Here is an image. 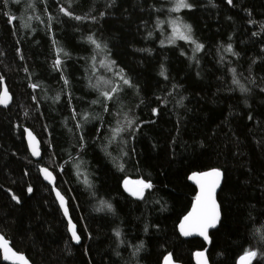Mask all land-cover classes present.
I'll use <instances>...</instances> for the list:
<instances>
[{"label": "trees", "instance_id": "trees-1", "mask_svg": "<svg viewBox=\"0 0 264 264\" xmlns=\"http://www.w3.org/2000/svg\"><path fill=\"white\" fill-rule=\"evenodd\" d=\"M194 2L195 10H184L179 16L192 25L194 37L205 45L196 53L185 41L169 44L170 25L156 24L157 19L178 16L169 13L170 0H116L110 8V0H73L71 10L76 14L99 17L106 12L95 23L64 17L59 7L67 0H48L47 12L57 18L50 31L40 0H36L35 12L26 8L28 0L9 3L7 8L0 0V75L13 98L9 107L0 105V232L33 264H163L168 252L180 264H195V252L205 248L210 264H237L244 249L256 244L253 232L264 226V93L259 90L264 87V32H260L264 0H233L234 6L226 0H212L215 7L209 0ZM4 12L18 19L9 24ZM35 15L45 22L28 19ZM253 32L260 34L253 36ZM92 33L108 44L111 58L140 89L139 95L126 89L121 98L125 110L130 108L141 122L136 139L125 148L129 155L120 160L123 170L101 150L106 141L92 142L99 121L85 126L88 145L82 152L73 135V107L77 112L101 113L99 105L90 103L97 93L88 86L89 79L95 83L99 77L112 75L100 65L103 53L96 56V69L91 67L93 46L86 37ZM53 34L58 46L71 56L65 59L61 54L64 75L70 81L67 88L61 73L53 68ZM228 43L240 53L239 58L221 48ZM162 67L167 80L159 74ZM230 68L243 74L242 83H247L244 77L251 68L257 84L248 85L249 94L232 85ZM32 83L39 87L33 90ZM173 85L181 87L167 97L165 106L157 97L172 92ZM67 92L72 95L71 105ZM57 93L61 98L54 103L52 97ZM180 96L187 97L184 107L176 103ZM153 107L160 109L159 116L152 115ZM249 114L252 121L247 119ZM103 120L102 137L115 123L108 114H103ZM25 129L32 130L41 142V164L28 152ZM108 151L112 157L119 156V145L113 143ZM78 152L84 161L80 176L73 163L65 164L69 153L75 157ZM205 166L226 171L218 195L223 202V227L211 234V245L199 239L184 240L178 231L197 191L187 176L193 170H207ZM40 167H48L57 177V188L67 198L71 219L82 236L78 246L70 238L52 188L41 179ZM85 175L91 188L84 183ZM128 179L151 180L155 188L146 190L144 200H137L124 190L123 182ZM29 185L34 189L30 195L26 192ZM12 193L21 196L23 205L11 199ZM100 200L110 202L114 211H97ZM117 229L125 241L119 247L114 235ZM141 241L146 247L134 258L132 245ZM0 264H4L1 255Z\"/></svg>", "mask_w": 264, "mask_h": 264}, {"label": "snow or ice", "instance_id": "snow-or-ice-1", "mask_svg": "<svg viewBox=\"0 0 264 264\" xmlns=\"http://www.w3.org/2000/svg\"><path fill=\"white\" fill-rule=\"evenodd\" d=\"M5 8L8 7L9 3L20 4L21 0H2ZM59 2V0H57ZM171 7L168 9L169 13H180L182 10L193 11L196 8V4L194 0H170ZM228 5H233V0H226ZM40 3L43 5V12L47 15V27L48 30H51L52 21L57 19L53 17L50 13L47 12L48 0H40ZM116 3V0H110V3L107 7H113ZM209 3L212 7L216 5L209 0ZM73 0H67L65 5H61L59 7V12L63 14L64 17H67L71 20L77 22H86L91 20L93 23L98 21V18H103L106 15V12H100L99 17L92 16L89 14L80 15L76 14L72 11ZM27 9H31L33 12L36 11L37 3L36 0H28L26 4ZM156 11H161V9H155ZM7 17V22L9 24H13L18 18L15 15L10 14V12L3 13ZM251 15V13H249ZM35 19L40 21V23H44L45 21L41 18L40 15H35L34 17H29L28 19ZM22 19V18H20ZM250 24L256 23L253 20L248 21ZM167 23L170 25L172 31L171 35L167 37L169 44H175L177 40L185 41L186 43L193 45V53L200 52L204 49L205 45L203 43L198 42V40L194 37V29L191 24L184 21L183 17L176 16L175 18H170L166 21H162L157 19V26L163 25ZM23 27L30 28L31 25L29 23H23ZM78 30V29H77ZM35 31V29H33ZM260 32H264V23L260 25ZM260 33L253 32V36H257ZM151 36V33H149ZM231 40V37H229ZM86 42L93 46V55L90 57L92 60V69H96V56L100 53L104 54L105 59L100 61V65L105 68L112 75L111 77H99L96 79L95 83L91 79H89V87L97 93L96 99L92 100L90 103L92 105H99L101 109L100 114H93L87 111L77 112L73 107L71 109L72 120L75 122L74 127L76 129L73 132V135L77 137V145L76 147L82 152L88 145V141L85 140V126L92 123L93 121H99V127L95 129L96 136L95 140L92 142L95 143L96 140L106 141V143H102L101 150L105 153L106 156L112 159L113 164L119 170H123V164L120 163L124 157L129 155L128 151H125V148L128 146L130 141H134L136 139V134L139 132L141 127V122H139L138 117L132 112L129 108L125 110V105L122 103V96L125 93L126 89H133L137 95H139V85L134 83L132 78L128 75L123 67H120L115 59L111 58V49L108 47V44L101 39H98L95 33H92L86 37ZM52 43L54 45L55 56L56 58L53 61V68L61 73V80H63V85L67 88L70 84L67 76L64 75V60L61 59V54L65 59H70V53L67 52L62 46H58L59 42L55 39L53 34ZM163 44V41H161ZM221 48L227 53H230L232 56L239 58L240 53L233 49L231 43H228L226 47L221 45ZM20 52V59H24V56L20 49H17ZM146 51V50H143ZM181 55H184L181 52ZM192 59H195V55H193ZM223 57H221V61H223ZM198 62V61H197ZM253 64L256 63L255 60L252 61ZM25 72L28 71L27 68L24 69ZM229 71L232 74V85L239 89L242 94H249L252 89L248 85H256L257 80L254 76L251 75V68L249 69V76L244 77L247 83L241 82V77L243 74H238L235 68H230ZM165 80L168 79L166 74V70L163 69L159 73ZM264 79V78H262ZM4 77L0 75V85H3ZM30 88L36 90L39 85L36 83H32L29 85ZM180 85H173V91L168 92L165 97H157V100H160L165 106L169 102L167 97L172 96L173 92H175ZM260 92L264 93V87H261ZM63 92V89H62ZM61 98V93H57L55 97H52L53 102L59 101ZM68 103L71 105L72 95L71 92H67ZM187 97L180 96V99L176 101L179 107H184V100ZM34 101H36V97H32ZM12 100V96L9 93V90L6 85H3V90L0 92V105L7 107ZM39 103V101H36ZM140 103H144L141 99ZM110 105L112 107H110ZM112 108H115V111H112ZM153 116L160 115V109L158 107H153L151 109ZM103 114H108L113 116L115 123L107 129L108 135L102 137L101 129L104 127ZM25 117L28 116V112L24 113ZM249 121L253 120V116L249 114L247 116ZM155 121H148V123H154ZM111 124V122H109ZM72 132V129H69ZM28 137V147L31 149V153L33 156L39 157L40 150L38 147V142L36 137L33 135L32 131L25 129ZM127 134L128 139H124V135ZM117 143L119 145V156L112 157V153L108 151L109 147L113 144ZM203 147V144H201ZM132 152L135 151L133 147L131 149ZM70 160L65 161V164L71 162L77 168V175L80 176L82 173L79 171L81 165L84 163L80 159L79 152L75 157L71 156L69 153ZM39 167V166H38ZM207 170H193L190 171V174L187 176V179L192 181L196 186L198 191H196L192 203L191 208L185 215H183L182 219L178 224L179 234L183 237H192L198 236L202 237L203 241L207 242V244H212V235L210 234L212 230H218L223 227V219L224 212L222 204L223 202L218 199V190L222 191V184L226 181V171L219 166H205ZM40 173L43 175V179L52 185V191L55 193L57 200L59 201L60 208L63 210V214L65 217H68V231L70 233V238L76 244H81L82 236L78 232L77 224L73 223L71 218L69 217V208L68 201L65 199V196L58 190L56 187V179L57 177L53 174V171H50L48 167H40ZM60 172H63V166L60 167ZM27 175V173H25ZM84 183L88 187H92L91 182L87 179L85 175ZM124 190L129 194V196L136 198L137 200L145 199L146 190H152L155 188V185L151 180H137V181H129L124 180L123 182ZM9 191H11L9 189ZM34 191L33 187L29 185L26 188L27 194H32ZM11 199L15 201L17 205H23L24 201L21 196L12 193ZM156 203H160V201H156ZM97 211L103 212H113V205L110 202L105 200L99 201V206L96 209ZM163 210V209H162ZM157 229L158 225H155ZM149 230L148 225H145L144 231L147 233ZM85 231L87 229L85 228ZM114 235L117 241V247L123 245L125 241L122 239L121 230L117 229L114 231ZM253 236L256 240L255 245H250L248 248L244 249L243 254L239 257L238 264H264V226L261 229L254 230ZM88 238H91V234H88ZM146 245L144 241H141L137 245H132L133 252L132 256L138 257L139 254L145 249ZM0 252H2V258L4 261H11L12 264H30V260L21 252L16 251L13 247L10 246V241L5 238V235L0 232ZM207 248L202 251L195 252V257L197 260V264H209L208 256L206 255ZM85 255H87V250H85ZM119 255V252H117ZM163 264H179L178 260L174 258L172 252H168L167 255L163 257Z\"/></svg>", "mask_w": 264, "mask_h": 264}, {"label": "water", "instance_id": "water-1", "mask_svg": "<svg viewBox=\"0 0 264 264\" xmlns=\"http://www.w3.org/2000/svg\"><path fill=\"white\" fill-rule=\"evenodd\" d=\"M11 95V94H10ZM13 99V98H12ZM11 103H12V100H11V102L9 103V105L7 106V107H9L10 105H11ZM1 107L2 108H7V107H5V106H3V105H1ZM28 130H30V129H28ZM30 131H32V130H30ZM32 133H33V135L36 137V140H37V142H38V147H39V150H40V156L39 157H36V156H33L32 155V153H31V149L28 147V137H27V133H26V144H27V148H28V152H29V154H30V156H31V158H32V160L35 162V163H38V164H41V162H42V159H43V156H42V150H41V142H40V140H39V138L36 136V134L32 131ZM50 170V169H49ZM50 171H52V170H50ZM53 174H54V172H53ZM55 175V174H54ZM40 176H41V179H42V181L47 185V186H49L50 188H52V185L51 184H49L47 181H45L44 179H43V175L40 173ZM56 176V175H55ZM129 181H136V180H133V179H128ZM189 182H190V184L192 185V186H194L195 188H196V190L198 191V189H197V186L192 182V181H190L189 180ZM57 183H58V180L56 179V187H57ZM223 185V184H222ZM59 190V189H58ZM60 191V190H59ZM61 192V191H60ZM126 192V191H125ZM62 193V192H61ZM127 193V192H126ZM219 193H220V191L218 190V195H219ZM53 194H54V197H55V200H56V203H57V205L59 206V208H60V204H59V201L57 200V198H56V196H55V193L53 192ZM63 194V193H62ZM128 194V193H127ZM129 195V194H128ZM134 198V197H133ZM65 199L67 200V198L65 197ZM68 201V200H67ZM68 208H69V206H68ZM60 210H61V212H62V214H63V210L60 208ZM63 217L65 218V220H66V222H67V224H68V217H65L64 216V214H63ZM69 217L71 218V215H70V210H69ZM72 220V219H71ZM72 222H73V220H72ZM74 223V222H73ZM77 229H78V227H77ZM216 230H212V232L210 233V234H212L213 232H215ZM69 232V231H68ZM69 235H70V233H69ZM181 236V235H180ZM184 240H196V239H199V240H201V241H203V238L202 237H198V236H192V237H183V236H181ZM73 242V244L75 245V246H78V245H80V244H76L74 241H72ZM203 242H205V241H203ZM206 244H207V242H205ZM209 245V244H208ZM10 246L12 247V245H11V243H10ZM14 249V248H13ZM15 250V249H14ZM0 255H1V258H2V252H0ZM25 255V254H24ZM207 255V254H206ZM26 256V255H25ZM27 257V256H26ZM28 258V257H27ZM29 259V258H28ZM238 261H239V259H238ZM2 262L4 263V264H12V262L11 261H4L3 260V258H2ZM194 262H195V264H197V260H196V257H195V255H194ZM30 264H33L31 261H30ZM180 264V263H179ZM210 264V263H209ZM237 264H238V262H237Z\"/></svg>", "mask_w": 264, "mask_h": 264}, {"label": "rangeland", "instance_id": "rangeland-1", "mask_svg": "<svg viewBox=\"0 0 264 264\" xmlns=\"http://www.w3.org/2000/svg\"><path fill=\"white\" fill-rule=\"evenodd\" d=\"M182 11H184V10H182ZM182 11H181V12H182ZM181 12H180V13H181ZM180 13H175V14H176V15H179Z\"/></svg>", "mask_w": 264, "mask_h": 264}]
</instances>
